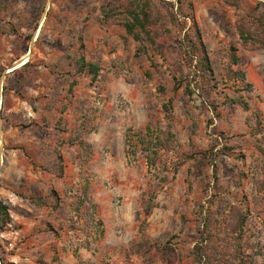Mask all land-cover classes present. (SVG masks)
<instances>
[{
	"label": "rangeland",
	"instance_id": "obj_1",
	"mask_svg": "<svg viewBox=\"0 0 264 264\" xmlns=\"http://www.w3.org/2000/svg\"><path fill=\"white\" fill-rule=\"evenodd\" d=\"M152 2L0 0L4 264H264V0Z\"/></svg>",
	"mask_w": 264,
	"mask_h": 264
},
{
	"label": "trees",
	"instance_id": "obj_2",
	"mask_svg": "<svg viewBox=\"0 0 264 264\" xmlns=\"http://www.w3.org/2000/svg\"><path fill=\"white\" fill-rule=\"evenodd\" d=\"M136 3V7L132 10L127 11V19L124 23L125 30L128 35L132 36L136 41L140 43L148 42L152 46L156 44V37L154 36L153 26L158 22L159 14L154 9V3L152 0H134ZM202 37L199 36V42L202 43ZM240 39L244 42H247L251 39L249 35L244 30L240 32ZM192 47L197 50L199 49V44L192 40ZM204 47V46H203ZM204 57L201 61V64L207 70L211 71V63L209 60L208 55L203 48ZM237 61V60H236ZM81 67L86 68L89 67V72L94 74V78H97L99 75L100 67L93 63H86L84 60L80 62ZM238 75V80L245 81L246 74L243 71L235 72ZM176 82L179 80L176 79ZM245 86H251L250 84H245ZM187 93L191 94L192 91L190 86L187 89ZM168 136H173L172 133H167ZM139 141L137 144L131 145V148L135 150L140 144L144 150L148 153V159L150 164L154 165L156 163L157 156L159 151L162 148L169 147V141L162 140L160 137H150L149 139H145L139 136ZM11 222V215H10V207L0 201V224L2 226H6ZM2 261V259H0ZM4 264V262L2 261Z\"/></svg>",
	"mask_w": 264,
	"mask_h": 264
}]
</instances>
